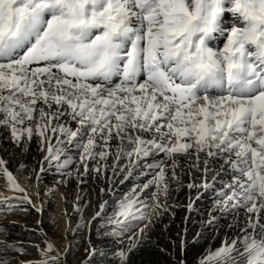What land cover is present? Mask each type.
<instances>
[{
    "label": "snow or ice",
    "instance_id": "1",
    "mask_svg": "<svg viewBox=\"0 0 264 264\" xmlns=\"http://www.w3.org/2000/svg\"><path fill=\"white\" fill-rule=\"evenodd\" d=\"M0 130L21 153L37 145V179L108 180L76 226L102 240L88 264H131L152 214L191 213L205 194L203 226L230 216L232 231L198 264H264V0H0ZM7 163L0 177L33 204ZM121 174L147 179L120 192ZM181 188L187 204H172ZM43 242L33 261L0 239V264H66Z\"/></svg>",
    "mask_w": 264,
    "mask_h": 264
},
{
    "label": "rangeland",
    "instance_id": "2",
    "mask_svg": "<svg viewBox=\"0 0 264 264\" xmlns=\"http://www.w3.org/2000/svg\"><path fill=\"white\" fill-rule=\"evenodd\" d=\"M31 147H34V143L30 145V150ZM12 150L17 155L25 154L21 153L15 146ZM20 163L25 164V167L19 170L21 176L26 175L32 177L35 174L33 169L36 168L29 159L24 158ZM181 164H185L183 159H181ZM107 175L110 176L111 172L109 171ZM55 176L54 179L48 178L50 180V189L46 194V199L42 196V200H40L42 203L47 201L49 204L50 201L54 200L59 188H63L67 192V206L69 207V214L70 216L72 215L73 221L71 230L68 231L69 239H76L78 236L79 238L70 247L69 254L66 255V264H88L90 258L85 250L88 249L90 252L92 247H97V245L101 246L102 240L97 236V225L95 222H93L91 230L89 227L77 229L76 226L81 223V216L83 217V222L86 224L91 220L90 216L93 215L94 207L107 198L105 193L100 192V189L108 188L110 186L109 182L107 179L101 178L99 180L102 185L98 187L91 182V175L84 178L85 182L83 184L79 183L75 173L70 177ZM122 178L123 174L116 178L117 184L119 179ZM146 179L134 176L123 185L118 184V188L121 189L120 192H127L133 184L143 183ZM182 179L186 184L189 177L184 175ZM172 187L175 188V185ZM0 188H3L2 190L8 189L5 178L0 177ZM41 193L43 194V192ZM188 195L189 193L186 188H181L179 191H172L170 202L175 205H185L188 202ZM191 195L195 196V192L193 191ZM17 197L19 196L16 194L0 202V239L21 244L24 248V253L20 256V259L35 261L39 259V255L38 249L33 245H40L43 248L45 246L43 242L44 236L46 235L49 240V235L51 237L58 235L59 223L55 218L47 219V215L43 219H39L36 205L33 206V204L17 199ZM76 205L80 206L81 212L74 210ZM210 209L211 197L205 194L201 200L195 203L191 213L185 207L180 206L171 209L174 215L166 212L157 219L155 214H152L154 225H150L145 230L147 233V241L145 240L143 244V247L146 242L150 244V247L146 249L147 260L142 252L143 247H141L132 255L131 264H179L181 254L180 240L182 236H185L184 230L186 224L187 232L185 239L187 241V248L184 256L190 259L191 255L197 253L188 263L190 262L189 264H191L194 262L198 264L199 256L204 253V251H201V247L208 246L210 243L212 248L219 247L221 239L225 234H231L232 231L228 228V224L232 222V217L230 216L219 220V232L205 228L202 222L208 218ZM198 231L202 234V238L192 243ZM125 243H127L126 237ZM64 246V241L61 240L60 247L63 248ZM160 248L167 249V251L162 252ZM109 264H114V261L110 260Z\"/></svg>",
    "mask_w": 264,
    "mask_h": 264
},
{
    "label": "bare ground",
    "instance_id": "3",
    "mask_svg": "<svg viewBox=\"0 0 264 264\" xmlns=\"http://www.w3.org/2000/svg\"><path fill=\"white\" fill-rule=\"evenodd\" d=\"M215 43L220 44V41H216ZM13 147L14 146L12 144V141L9 138V133L0 130V158H4L6 161H8L6 166L9 168L10 171L13 172L17 182L21 185V187L25 188L29 197L33 201V204L36 205L37 209L38 208L40 209V211H37L38 218L43 219V217L47 215V219L55 218L58 220L59 223L58 235H55V237H51L49 235V241H51L57 247L59 252L62 254L63 260L66 261L67 258L66 255L69 254L68 252L70 250V247L79 238L78 236L76 237V239H69L68 231L70 230L73 221H72V215L70 216L69 214V207L67 206V192L63 188H59L57 194L55 195L54 200L50 201L49 204L47 201L44 203L41 202L42 196L43 198L46 199L47 197L46 194L50 189V185H49L50 180H48V178L54 179L56 177L55 175H59V174L54 169H49L43 173H40L39 179H37L36 172L32 177H28L26 175L21 176V174L19 173L20 172L19 170L21 169L19 167L21 160L24 158L29 159L34 164L36 171L38 172L39 171L38 161L42 158V154L37 150V145L35 143H34V147H31V150L29 152L22 155L15 154L12 150ZM92 175H91L92 177L91 182L96 186L100 187L102 185L100 184V180L95 179V177ZM136 177L147 178L144 176H136ZM2 189L3 188H0V202L5 199L11 198L13 195L16 194L19 197L24 195L23 193H19L13 189H10L9 187L8 189L5 190ZM118 190L120 191L121 189L118 188ZM41 192H43V194ZM97 208L98 205L94 207V210L92 212L93 215L97 210ZM92 216H90V219L92 218ZM185 227L187 228V224ZM61 240L64 241L65 246L63 248L60 247ZM209 246H211V243L208 246L201 247V251H205L204 248L207 249ZM100 247L101 246H97L96 248H100ZM88 257L91 259L89 255ZM95 263L96 261L92 260V264ZM193 263L194 262H192L191 264Z\"/></svg>",
    "mask_w": 264,
    "mask_h": 264
},
{
    "label": "built area",
    "instance_id": "4",
    "mask_svg": "<svg viewBox=\"0 0 264 264\" xmlns=\"http://www.w3.org/2000/svg\"><path fill=\"white\" fill-rule=\"evenodd\" d=\"M185 229H187L186 227H185ZM198 232H200V231H198ZM184 237H186V234H185V236ZM147 241V240H146ZM201 243V242H200ZM199 243V244H200ZM199 244H198V246H199ZM98 246V245H97ZM95 247V246H94ZM148 247H150V244H148L147 242L145 243V245H144V247H143V249H142V252H143V254H144V256H145V259L147 260V255H146V249L148 248ZM186 248H187V244H186ZM184 253H185V251H181V254H180V260L181 259H183L184 261H185V264H189L188 263V261L190 260V259H192V257L193 256H196V254H194V255H191V258L190 259H187L185 256H184ZM193 264H196V263H193Z\"/></svg>",
    "mask_w": 264,
    "mask_h": 264
}]
</instances>
